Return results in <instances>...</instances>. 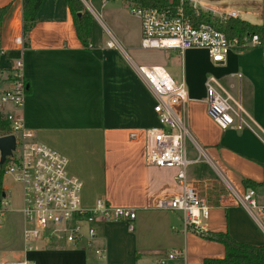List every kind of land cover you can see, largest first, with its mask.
Returning <instances> with one entry per match:
<instances>
[{
	"label": "crops",
	"instance_id": "0c3cea01",
	"mask_svg": "<svg viewBox=\"0 0 264 264\" xmlns=\"http://www.w3.org/2000/svg\"><path fill=\"white\" fill-rule=\"evenodd\" d=\"M81 1L93 16L90 50L78 39L66 0H43L28 48H23V9L28 0H0V11L5 9L0 12V94L12 86L8 77L15 59L8 53L21 50L22 74L29 85L21 112L34 134L32 140H43L53 150L56 144L66 147V155L62 149L59 154L67 158V168L76 165L82 190H90L89 198L81 195L84 208L92 209L102 199L113 207L135 210L136 219L132 231L124 221L97 222L95 245L106 248L104 261L94 250L49 240L36 241L31 250L24 240L16 249L17 261L139 264L156 259L164 264H203L207 258H224L225 247L186 228L182 213L157 207L159 200L180 194L184 180L179 167L146 162L145 130L158 127L160 121L154 112L157 98L138 70L146 65L128 53L141 44L140 20L132 14L134 23L125 20L124 9L130 7L124 0H96L95 6ZM186 1L212 16L240 14L237 9L226 11L228 0ZM254 19L259 22L263 17ZM111 41L116 48L108 47ZM164 51L160 64L149 66L163 67L188 93L190 163L185 182L211 206L201 228L227 232L241 243L264 245V232L238 201L248 189L246 182L264 188V51L230 50L223 62L213 61L206 49ZM211 78L240 99L253 121L252 130H223L209 116L206 83ZM13 111L0 104L2 114ZM55 133L63 134L58 143ZM172 253L180 255L170 260Z\"/></svg>",
	"mask_w": 264,
	"mask_h": 264
},
{
	"label": "built area",
	"instance_id": "2783aa9c",
	"mask_svg": "<svg viewBox=\"0 0 264 264\" xmlns=\"http://www.w3.org/2000/svg\"><path fill=\"white\" fill-rule=\"evenodd\" d=\"M180 1L178 5L165 8L130 7V13L141 23V48L173 50L180 54L193 48L206 49L213 61L223 62L230 50L260 46L256 35L230 39L227 33L212 23L195 24L184 10L183 3L186 0ZM210 16L212 21L219 22L230 18L240 19L237 11ZM108 47L116 48L115 42H109ZM22 68V60L15 59V79L11 88L0 94V104L10 105L16 110L5 114L11 127L7 135L16 137V150L6 167L5 175L12 176L22 187L27 249L31 250L33 243L40 240L42 234H47L49 241L58 240L73 248L94 250L99 260L104 261L106 248L95 245L98 240L97 222L124 221L132 231L136 211L113 207L102 199L92 209L83 207V184L68 173L67 158L49 146L32 140L34 134L27 128L21 112L29 88ZM138 70L157 98L154 112L160 121L158 127L145 130L146 162L160 168L179 167L184 180L182 192L173 198L159 200L157 207L182 213L186 228L195 232L202 231L201 223L209 218L211 206L205 197L185 182L186 169L190 163L186 156V140L190 134L187 90L183 83L178 84L163 67L140 66ZM238 77L241 78V75ZM206 87L209 116L223 130L253 129V121L243 109L240 99L234 98L214 78L208 80ZM238 201L264 232V203L259 201L257 192L248 188L238 197ZM7 206L8 202L0 201L1 215L2 208ZM179 255L172 253L168 257L173 260ZM161 263L164 264V260ZM0 264L33 263L22 260Z\"/></svg>",
	"mask_w": 264,
	"mask_h": 264
},
{
	"label": "trees",
	"instance_id": "16d2710c",
	"mask_svg": "<svg viewBox=\"0 0 264 264\" xmlns=\"http://www.w3.org/2000/svg\"><path fill=\"white\" fill-rule=\"evenodd\" d=\"M129 7H157L165 8L171 5L180 4V0H124ZM43 0H28L23 9V48L29 47V33L36 24L38 13L41 9ZM68 7L74 19V25L79 41L86 50L92 47V26L93 16L86 9L81 0H66ZM186 15L190 17L195 24L212 23L218 29L227 33L230 39L235 37L244 38L258 36L260 48L264 51V25L252 24L244 19H227L219 22L212 21L209 14L204 13L199 9L193 8L189 2L183 3ZM5 9L0 12L3 13ZM249 48L237 49V51ZM21 50L10 51L8 57L10 59L21 58ZM8 79L14 81V72L10 70ZM27 84V82H26ZM29 92V88H28ZM11 132L10 123L6 116L0 112V136H6ZM11 162L8 158L3 166H0V201L3 198L4 188L3 180L5 177V170L7 165ZM248 188L254 189L257 194H261L264 198V188L252 182H246ZM201 237L208 241L217 242L225 247L224 258H207L203 264H264V245L256 246L246 243H241L235 240L227 232H211L199 231L197 232Z\"/></svg>",
	"mask_w": 264,
	"mask_h": 264
},
{
	"label": "rangeland",
	"instance_id": "374dc122",
	"mask_svg": "<svg viewBox=\"0 0 264 264\" xmlns=\"http://www.w3.org/2000/svg\"><path fill=\"white\" fill-rule=\"evenodd\" d=\"M120 1L121 0H117V2ZM88 2L94 6L95 4H97L96 0H89ZM231 9H237L240 12L241 19L250 21L252 24L264 25V0H228L226 11H230ZM124 15L125 20H128L131 23L135 22V19L130 13V8H128L127 10V8L125 7ZM254 16H258L261 18L263 17V20L257 22L254 19ZM128 53L135 60V62H138L141 65L149 66L159 65L160 62L158 60L164 57L165 51L161 49H143L141 48L140 44L136 52L128 51ZM61 135L63 134H53L55 143H58L60 141L59 136ZM36 143L40 142L36 141ZM41 143H45V141L43 142L42 140ZM55 147L56 150H58V153H60L59 151L60 149H62V153L66 155L64 150L66 147L59 148V144H56ZM67 171L71 176L78 178V169L73 163L68 166ZM3 188L6 194V198H2V201L8 202V206L7 208L3 207V214H0V263L18 260V258L16 257V249L21 248L24 244V229L26 225L24 215L22 213L23 193L21 184L18 183L12 176L5 175L3 180ZM82 191L83 197L89 198L90 194L87 193V191L90 192V190L85 187ZM47 238V234H42L40 240L46 241ZM54 242L63 243L62 241L58 240H54ZM34 244L36 245V243ZM145 262L147 264H161L160 262H157L156 259H152L151 261L140 260L139 264H145ZM165 264H168V262H165Z\"/></svg>",
	"mask_w": 264,
	"mask_h": 264
},
{
	"label": "water",
	"instance_id": "95a60500",
	"mask_svg": "<svg viewBox=\"0 0 264 264\" xmlns=\"http://www.w3.org/2000/svg\"><path fill=\"white\" fill-rule=\"evenodd\" d=\"M16 150V137L14 135L0 136V166H3L8 158L13 157ZM6 197L5 192L3 198Z\"/></svg>",
	"mask_w": 264,
	"mask_h": 264
}]
</instances>
